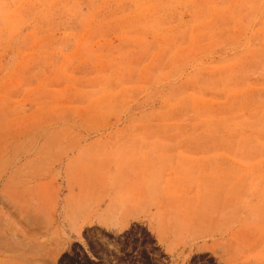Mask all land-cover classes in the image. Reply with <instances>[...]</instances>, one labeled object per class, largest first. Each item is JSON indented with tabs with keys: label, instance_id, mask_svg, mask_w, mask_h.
Listing matches in <instances>:
<instances>
[{
	"label": "rangeland",
	"instance_id": "rangeland-1",
	"mask_svg": "<svg viewBox=\"0 0 264 264\" xmlns=\"http://www.w3.org/2000/svg\"><path fill=\"white\" fill-rule=\"evenodd\" d=\"M0 264H264V0H0Z\"/></svg>",
	"mask_w": 264,
	"mask_h": 264
}]
</instances>
